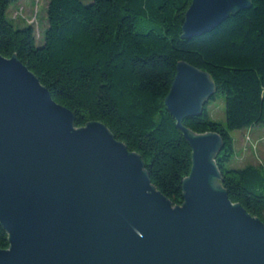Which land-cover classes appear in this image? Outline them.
<instances>
[{
	"label": "water",
	"instance_id": "obj_1",
	"mask_svg": "<svg viewBox=\"0 0 264 264\" xmlns=\"http://www.w3.org/2000/svg\"><path fill=\"white\" fill-rule=\"evenodd\" d=\"M252 0H193L181 38L209 33ZM165 103L192 148L174 205L142 157L98 121L76 127L14 53L0 54V264H264V222L222 185L218 133L184 125L216 94L185 62Z\"/></svg>",
	"mask_w": 264,
	"mask_h": 264
},
{
	"label": "trees",
	"instance_id": "obj_2",
	"mask_svg": "<svg viewBox=\"0 0 264 264\" xmlns=\"http://www.w3.org/2000/svg\"><path fill=\"white\" fill-rule=\"evenodd\" d=\"M15 1L0 0V54L15 53L74 113L76 127L105 124L142 157L152 183L174 205L184 203L192 148L165 100L178 62L208 72L216 94L200 116L183 123L222 137L216 158L222 185L234 203L264 222V166L228 168L235 154L230 132L264 125V0H252L249 9L189 39L181 35L193 0H48L41 45L33 24L25 19L17 27L8 19ZM19 15L13 20L24 19ZM218 95L225 99V125L209 110ZM9 245L0 224V249Z\"/></svg>",
	"mask_w": 264,
	"mask_h": 264
},
{
	"label": "rangeland",
	"instance_id": "obj_3",
	"mask_svg": "<svg viewBox=\"0 0 264 264\" xmlns=\"http://www.w3.org/2000/svg\"><path fill=\"white\" fill-rule=\"evenodd\" d=\"M90 1L84 0L85 3ZM47 5L48 0H18L11 4L7 16L17 27L27 24L23 23L25 19L28 23L33 24L36 28L37 43L41 45L39 37L42 35V31L44 33L43 27L47 25ZM17 7L20 10L19 16L23 15L21 18L24 19L13 20L19 11L16 9ZM209 110L215 121L223 125L226 124V106L222 95H218L216 100L211 101ZM230 135L234 139L235 154L228 164V168H243L247 165L264 166V125L231 131Z\"/></svg>",
	"mask_w": 264,
	"mask_h": 264
}]
</instances>
